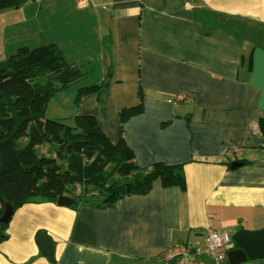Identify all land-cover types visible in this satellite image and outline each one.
<instances>
[{
	"label": "crops",
	"instance_id": "0c3cea01",
	"mask_svg": "<svg viewBox=\"0 0 264 264\" xmlns=\"http://www.w3.org/2000/svg\"><path fill=\"white\" fill-rule=\"evenodd\" d=\"M48 44L68 63L100 67L92 80L94 68L83 69L64 91L67 118L93 116L141 169L183 164L186 189L155 180L148 194L106 209L25 204L8 222L0 264H164L170 242L264 229V0H29L0 9L2 60ZM106 79L101 99L74 103L78 89ZM139 91L143 112L122 124L120 111L139 103ZM230 148L236 168L226 162ZM38 232L51 240L53 261Z\"/></svg>",
	"mask_w": 264,
	"mask_h": 264
},
{
	"label": "trees",
	"instance_id": "16d2710c",
	"mask_svg": "<svg viewBox=\"0 0 264 264\" xmlns=\"http://www.w3.org/2000/svg\"><path fill=\"white\" fill-rule=\"evenodd\" d=\"M28 1L0 0V9H17ZM86 75L54 44L21 47L6 60L0 58V243L7 238L8 223L1 221L6 205L14 213L39 199L56 203L58 197L68 196L76 202L71 208L106 209L124 197L148 194L155 180L164 188L185 191L183 164L155 163L141 169L126 143H112L93 116L67 118L71 125L45 119L50 100ZM107 85L106 79L78 89L74 103L94 93L101 99ZM138 96L136 106L120 111L122 124L143 112L140 91ZM259 129L264 136V119ZM226 162L231 168L237 161Z\"/></svg>",
	"mask_w": 264,
	"mask_h": 264
},
{
	"label": "built area",
	"instance_id": "2783aa9c",
	"mask_svg": "<svg viewBox=\"0 0 264 264\" xmlns=\"http://www.w3.org/2000/svg\"><path fill=\"white\" fill-rule=\"evenodd\" d=\"M80 7H85L88 0H76ZM236 148L226 151V160L235 161ZM235 249V243L227 232L208 231L200 241L170 242L162 256L164 264H204L202 258H208L215 264H223L227 253Z\"/></svg>",
	"mask_w": 264,
	"mask_h": 264
},
{
	"label": "water",
	"instance_id": "95a60500",
	"mask_svg": "<svg viewBox=\"0 0 264 264\" xmlns=\"http://www.w3.org/2000/svg\"><path fill=\"white\" fill-rule=\"evenodd\" d=\"M240 166V163L234 162L231 168ZM75 200L68 196H60L56 200V205L59 207H72ZM13 212L10 205H6L4 215L1 219L3 223H8ZM232 239L236 248L227 253V262L229 264H241L248 259L264 258V229L248 232L246 230H239L233 234ZM36 242L49 261H53V245L51 240L44 232H38L36 235ZM173 262H170L172 264Z\"/></svg>",
	"mask_w": 264,
	"mask_h": 264
},
{
	"label": "rangeland",
	"instance_id": "374dc122",
	"mask_svg": "<svg viewBox=\"0 0 264 264\" xmlns=\"http://www.w3.org/2000/svg\"><path fill=\"white\" fill-rule=\"evenodd\" d=\"M80 68L82 71L94 68V70H91L88 74L89 79L92 80L93 79L92 77L94 76L95 71L98 70V68H100V67L97 68V66L85 65L83 67L80 66ZM69 94H70L69 92L64 93V91H62V92L57 93L50 100V102L48 103L46 112H45V119H47V120H49V119L50 120H52V119L58 120L59 119V120H63V121H66V120L70 121L69 119H67V117H68L67 113H70V112L68 110H66V108L70 109V107L67 105V106H65V108H61L63 106V104H65L63 97L65 96L66 98H68ZM67 121L65 122V124L71 125V122H67ZM40 147H42V146H40ZM40 147H38V149L40 151H42V153H44L46 151V149L45 148L42 149Z\"/></svg>",
	"mask_w": 264,
	"mask_h": 264
},
{
	"label": "clouds",
	"instance_id": "9594fccd",
	"mask_svg": "<svg viewBox=\"0 0 264 264\" xmlns=\"http://www.w3.org/2000/svg\"><path fill=\"white\" fill-rule=\"evenodd\" d=\"M236 246V245H235Z\"/></svg>",
	"mask_w": 264,
	"mask_h": 264
}]
</instances>
